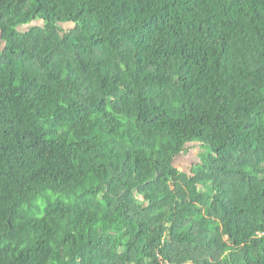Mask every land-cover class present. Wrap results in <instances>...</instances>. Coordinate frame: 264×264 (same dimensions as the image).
I'll return each instance as SVG.
<instances>
[{
	"label": "trees",
	"instance_id": "obj_1",
	"mask_svg": "<svg viewBox=\"0 0 264 264\" xmlns=\"http://www.w3.org/2000/svg\"><path fill=\"white\" fill-rule=\"evenodd\" d=\"M0 264H264V0H0Z\"/></svg>",
	"mask_w": 264,
	"mask_h": 264
},
{
	"label": "rangeland",
	"instance_id": "obj_2",
	"mask_svg": "<svg viewBox=\"0 0 264 264\" xmlns=\"http://www.w3.org/2000/svg\"><path fill=\"white\" fill-rule=\"evenodd\" d=\"M205 151L207 152L209 150L206 149ZM202 153L203 150L199 147V145H190L184 154L176 158L174 165L178 168V170L190 173L193 167L201 162L200 158Z\"/></svg>",
	"mask_w": 264,
	"mask_h": 264
}]
</instances>
